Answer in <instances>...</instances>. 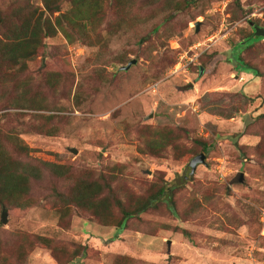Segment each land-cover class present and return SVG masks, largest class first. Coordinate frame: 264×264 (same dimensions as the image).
<instances>
[{
	"label": "rangeland",
	"instance_id": "1",
	"mask_svg": "<svg viewBox=\"0 0 264 264\" xmlns=\"http://www.w3.org/2000/svg\"><path fill=\"white\" fill-rule=\"evenodd\" d=\"M29 2L42 6L0 0V10ZM101 2V22L81 27L66 20L64 0L58 32L22 62L16 92L29 102L11 105L0 89V141L18 156V137L32 149L25 160L67 165L71 176L46 171L31 184V205L4 203L0 264H264V39L240 52L250 68L232 59L250 21L264 26V0ZM162 128L173 130L168 140ZM80 176L104 185L115 219L119 199L185 183L176 212L161 201L119 229L73 206L62 224L55 191Z\"/></svg>",
	"mask_w": 264,
	"mask_h": 264
},
{
	"label": "trees",
	"instance_id": "2",
	"mask_svg": "<svg viewBox=\"0 0 264 264\" xmlns=\"http://www.w3.org/2000/svg\"><path fill=\"white\" fill-rule=\"evenodd\" d=\"M69 1L72 3L71 11L73 15L68 16L66 14L67 21L71 19V22H75L76 25L81 27L86 25V21L92 24L93 27L101 22L102 19L99 17V13L103 8L101 0ZM141 1L124 0L131 7L142 4ZM63 2L64 0H42L41 7L30 2L18 4L9 14H5L0 10V89L7 88V91L10 92L11 105L22 104L24 106L23 102H29L30 99L19 98V94L16 92L18 85L16 81L21 79L22 72L27 69V66L22 62L34 57L43 46L44 39L52 37L58 32L53 16L56 12L62 10ZM85 7L87 8L84 10ZM56 18L57 22H60V17ZM243 39L235 45L232 59L240 66L250 68L240 62V52L248 45L260 41L264 37L255 36L253 29ZM17 68L19 69L18 72L15 71ZM160 131L163 132L160 138H165V140H168V136L173 134V130L169 128H162ZM10 142L19 154L18 156L13 155L12 151L5 145L8 143V139L0 141V208L8 202L22 208L31 205L32 200L29 197L31 184L33 181L42 180L46 171L57 177H67L68 174L70 176L67 165L52 161L34 162L25 160V156L28 157L32 149L18 137H11ZM149 142V147L151 144L155 146L153 139ZM160 148H164V146H160ZM203 149L208 151L209 147L205 145ZM184 183L185 180L175 184L174 187L160 185L150 196L130 201L127 205L119 199L120 215L116 219L113 217L112 204L106 194L104 185L99 180L89 179L87 176H80L73 180V186L67 192L55 191L56 204L62 213V220H64L61 222L62 224L66 222L67 217L70 215L71 208L76 206L90 212L102 223L115 224L119 229H123L129 219L151 208H157L161 201H164L171 211L176 212L175 187ZM106 184L108 186L107 190L112 196L113 188L111 184ZM183 233L189 235L187 230H184ZM36 238L47 245L52 243L50 239L44 236L38 235ZM25 240L29 241L30 238L26 237Z\"/></svg>",
	"mask_w": 264,
	"mask_h": 264
},
{
	"label": "water",
	"instance_id": "3",
	"mask_svg": "<svg viewBox=\"0 0 264 264\" xmlns=\"http://www.w3.org/2000/svg\"><path fill=\"white\" fill-rule=\"evenodd\" d=\"M200 24H201L200 22H196L195 23L196 31H199L200 30ZM250 25L254 29V35L255 36H263L264 37V27H262V26H260V25H258L256 23H254V22H250ZM136 61H137L136 59H132L130 62H128L127 65L122 66L121 67V70H127V69H129L132 66V64H135L136 63ZM73 151L75 153L78 152L77 149H73ZM205 158H206L205 154L204 153H201V154L195 156L191 160L190 166H191V174L192 175L195 173L198 164L205 162ZM242 179L243 178H240V181H242ZM1 222L2 223H5V224L8 222L7 211H6L5 208L3 209V212H2V215H1Z\"/></svg>",
	"mask_w": 264,
	"mask_h": 264
},
{
	"label": "built area",
	"instance_id": "4",
	"mask_svg": "<svg viewBox=\"0 0 264 264\" xmlns=\"http://www.w3.org/2000/svg\"><path fill=\"white\" fill-rule=\"evenodd\" d=\"M181 64H182V61H179V62H178V65H177V70L180 69Z\"/></svg>",
	"mask_w": 264,
	"mask_h": 264
}]
</instances>
